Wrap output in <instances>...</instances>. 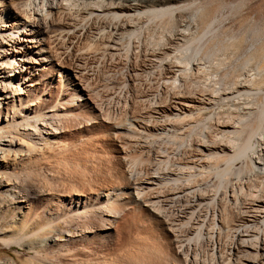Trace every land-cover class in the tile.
Wrapping results in <instances>:
<instances>
[{"label": "bare ground", "instance_id": "bare-ground-1", "mask_svg": "<svg viewBox=\"0 0 264 264\" xmlns=\"http://www.w3.org/2000/svg\"><path fill=\"white\" fill-rule=\"evenodd\" d=\"M121 3H115L113 0H0V61L5 62H0V116L1 112L19 109L18 118H26L29 122L23 129L26 136L32 138L39 135V139L45 142L50 139L55 142L59 140V135L70 130L99 127L103 129L102 136H97L111 141L115 157L123 162L122 165L131 157L130 146L140 142L143 135L151 138L148 141L152 145L165 137L171 138L168 136L170 132H179L173 140L178 141V137L183 140L180 141L179 148L188 153L189 158L193 153L198 155L208 153L209 166L214 168V176L217 179V183L213 184L214 189L210 188L212 191L208 193L193 186L194 175L189 159L184 163L180 160L181 162L176 165H173L174 163L170 165L172 160L169 159V163L166 159L164 164L165 160L162 159L164 163L160 165L166 166L164 172L177 174L175 178L168 181L159 176L160 172L158 178L147 173L144 177H136L137 180L131 182L133 185L137 184L141 192L139 189L133 192L129 180V182L126 180L128 182L126 191L107 189L106 192H99L96 199L100 201L103 198L104 206L93 213L82 212L84 219L88 218L87 225L91 224L92 227L89 231L88 226H80L81 233L96 230L103 236L100 238H107L112 236L111 230H114L115 235L122 238V232L129 229V225H125L124 228L121 224L122 215L128 208L126 202L124 204L122 201L129 199L130 202L136 203L142 199L141 203L148 207L153 217V224L161 227L166 247L162 250L163 245L160 243L162 240L158 238L161 249L160 245L155 247L153 243L151 245L149 243L139 250L136 258L130 254L128 257L112 255L116 262L264 264V186L252 185L255 180L262 181L264 178V143L260 145L263 136L257 138L256 144L252 142L259 135L264 121V103L259 112L248 114L249 117L240 129L230 133L228 129H232L233 125L230 122L224 123L221 111H209V99L204 94L195 97L198 91L203 93L207 82L215 76L211 74V70L220 69L219 65L211 64L219 56L220 51L216 46L211 50L208 48L213 40L222 38L224 22L214 18L201 36L194 38L196 33L194 28L197 27L194 22L196 15L203 13L202 7L196 9L194 17L184 20L181 14L192 10L196 7L195 4L189 7L159 9L151 7L141 10L133 7L138 6L137 4ZM217 23L221 26L215 29ZM57 27L59 30L56 31ZM157 30L160 36L154 41L155 35L152 33ZM149 36L152 38L149 39ZM149 40L148 44L152 46L146 48ZM178 40L181 41V45L176 48L178 55L173 56L175 60H170L169 57L166 62L159 61L162 73L154 84L157 96L148 101L145 108L135 110L138 107L135 105L134 110L130 109L128 106L134 99V92L138 89L147 90L141 86L137 87L132 79V76L138 75L141 62L147 57L159 59L160 51H170L172 44ZM235 41L232 39L231 42ZM60 42L61 46H67L70 52L84 47V50H88V53L85 52L86 55L89 52L98 55L103 49L105 53H111L110 59L115 60L118 65L129 66V73L117 84L118 93L110 97L114 103L111 110H104L94 100L96 97L93 98L90 93L91 85L87 83L88 74L87 70H84L86 67L80 65L85 59L84 56L77 55L78 57L73 58L74 54L71 53V57L70 52L63 54L59 49ZM259 42L254 40L251 43L249 53L257 50ZM247 77L250 84H254L253 74ZM51 78L53 82L60 83L61 88L73 90L76 97L69 104L66 103L67 105L58 100L52 109L40 114L39 100L27 101L24 97L37 91L40 88L38 86H42V91H45L44 84ZM43 94L46 95L47 92ZM163 94L166 98L162 102L159 96ZM115 111L119 114L118 118L112 115ZM193 111L199 113L200 119L192 117ZM206 112L209 114L207 118ZM60 114L63 118H60ZM31 116L36 120L35 126L28 121ZM48 117L58 121L51 122ZM256 118L260 124L257 130H252L253 119ZM14 129L16 131L13 133L17 138L7 135L12 130L10 132L0 130V162L4 163L5 169L13 166L14 161L26 153L25 151H31L27 148V143L20 139L17 129ZM228 132L229 137L221 134ZM186 135L187 137L192 135L187 144L184 143ZM7 159L10 163L4 162ZM131 159L128 163L132 162L131 166L135 168L142 164L153 165L150 159L146 162L141 157ZM200 162H205L204 158H201ZM221 163H225V168L221 169ZM207 175L203 171L204 178L201 182L210 179V176L206 178ZM243 175L250 178L249 182H244ZM182 180L187 184L182 185ZM163 181L171 183L168 198L166 195L163 196V193L155 194L151 189L153 185L161 184ZM11 183L7 176L0 175V189L8 187ZM1 194L0 208L18 203L14 191L8 190L5 198ZM181 199H185V208L181 205ZM176 200L180 202V207L185 209V213L182 212L181 216L166 221L162 216L165 210L162 211V204L169 201L176 203ZM23 209L27 210L24 212L26 218L30 207ZM258 214L262 228L255 225ZM106 262L108 261L105 260Z\"/></svg>", "mask_w": 264, "mask_h": 264}, {"label": "rangeland", "instance_id": "rangeland-1", "mask_svg": "<svg viewBox=\"0 0 264 264\" xmlns=\"http://www.w3.org/2000/svg\"><path fill=\"white\" fill-rule=\"evenodd\" d=\"M113 2L121 3L120 0H113ZM125 2L122 1L121 4H137L138 6L133 7L141 10L151 9V7L155 9L189 7L195 4L196 7L192 10L181 14L184 20L194 17L196 9L202 7L204 9L203 13L196 15L194 22V25L197 26L194 28V31H196L194 38H199L214 18L220 19V22L223 21L222 38L213 40L208 48L211 50L216 46L220 51L214 63H211L213 66L219 65L220 69L211 70V74L215 76L207 82L203 93L198 91L195 97H201L200 95L204 94L209 99V111H221L224 123L230 122L233 125L232 129H228L230 133L244 125V121L249 117L250 112L256 114L260 111L264 103V0H128V2ZM220 26L217 23L215 29ZM57 30H59L58 27ZM157 33L159 34L158 30L152 33L155 35L153 37L154 41H157L160 36ZM151 38L149 36V39ZM98 39L97 37L96 40ZM232 39L237 40L231 42ZM254 40H259L260 44L256 47L257 50L249 53V46ZM149 42L150 40L147 41L146 48L152 46L148 44ZM59 45L61 47L59 49L63 54H69L70 51H68L67 46H61V42ZM179 45H181L180 40L172 44L170 51H165L162 48L163 51H160L159 59L147 57L141 62L138 75L132 76V79L137 87L141 86V88L147 90L140 91L138 89L134 92V99L128 106L130 109L134 110L135 107L133 108V106L135 105L138 106L135 110L145 108L148 105L147 102L157 96L154 84L162 73L159 61L166 62L169 57H171L170 60H175L173 56H176V48ZM81 49L84 50V47H79L78 50L81 53L78 50L71 51L70 56L72 57V54H74L73 58H76L77 55L79 57L80 55L84 56L85 59L81 61L82 64L80 63V65H83V68L86 67L84 70H87L88 74L86 75L88 77L87 83L89 86L91 85L89 87L90 93L93 98L96 97L94 100L104 110H111L114 103L110 99L114 96V93L115 95L118 93L119 86L117 84L123 81L124 76H127L129 66L118 65L115 60L110 59L111 53H105L103 49L98 55L89 52L88 56L85 54L88 50H84V55ZM147 54L152 56L149 53ZM249 74H253L254 84H250V79L248 80L247 77ZM196 80H200V78H196ZM57 83L53 82V78H51L44 84L46 95L43 94L45 92L42 91L43 87L38 86L40 88L37 91L29 94L25 93L27 95L24 98L27 101L34 102L39 100L40 114H45L47 110L52 109L58 100L61 103L69 104L76 97V93L73 90L61 88L60 83ZM41 95L43 97H40ZM159 97L163 102L166 95L163 94ZM206 113L205 118L209 116L208 112ZM19 114V109L15 108V111L1 112L2 117L0 116V130L3 132L12 130L7 135L16 137L17 135L13 133L16 131L14 128H16L20 139L22 138L27 143V148L31 150L21 154L9 169H5L3 167L5 166L4 163L0 162L2 167L0 175L7 176L12 182L8 187L0 189L1 196L5 198L7 191L12 190L18 202L16 205L10 204L0 208V264H123L113 260L112 255L119 254L128 257L130 254L137 257L139 250L149 243V245L153 243V246L159 247L162 242L163 250L166 247L164 234L161 227H156L153 224V217H151L148 207L141 203L142 199L137 200L136 203L130 202L129 199L122 201L124 204L126 202L125 205L128 208L122 215L121 224L123 227L129 225L128 231L122 232L123 239L116 236L114 230H111L112 236L107 238H100L103 236L99 235L96 230L82 234L80 226H88L89 231L92 227L91 224L87 225L88 218L84 219V213L82 212L93 213L104 206L105 200L103 198L100 201L96 199L99 192H106L107 189H116L120 192L121 190L126 191L125 187L128 186L129 181L131 184V182L137 180L136 177H144V174L148 173L156 176V178L160 176L168 181L175 178L177 174L164 172L166 159L167 163L170 160L173 161H170V165L173 163V165H176L181 161L184 163L189 159L192 163L190 167L194 175L193 186H196V189L203 192L208 191L209 193L217 183L214 176L215 170L210 168L208 163V153L202 154L203 157L193 153L189 158L188 153L179 148L180 141L183 142V140L179 137V142L177 139L173 140L179 135V132H170L168 136L171 138L165 137L152 145L148 141L151 138L143 135L140 142L138 141L136 145L130 146L129 155L132 158L141 157L142 160L144 158L145 162L150 159L153 161V165L150 166L148 162L150 167L142 164L135 168L133 165L131 166L132 162L128 163L131 159L130 156L128 162L126 161L123 165L122 161H118L111 141L105 137H98L102 136L103 131L99 127L70 130L59 135V140L55 142H52L51 139L45 142L39 139V135H34L32 138L26 136L23 129L29 122L26 118H18ZM112 115L114 118L119 116L116 111ZM60 116V118H63L62 114ZM192 117L200 119V115L196 111L192 112ZM68 118L72 119V117ZM28 121L33 126L37 124L32 116ZM50 121L56 122L58 120L51 118ZM259 124L257 118L256 120L253 119L252 130H257ZM258 133L259 135L252 142L256 144L257 138L263 136V139L260 140V145H262L264 143V121ZM221 134H225L226 137L230 136L229 132ZM189 138L191 139L192 135H188V137L186 135L184 143L187 144ZM201 158H204L205 162H200ZM162 159L165 160V163ZM158 161L163 162L159 163ZM4 162L10 163L8 159ZM162 163L165 167L160 165ZM203 163L205 164L203 165ZM220 166H222L221 169L225 168V163H221ZM162 168L163 171H161ZM140 169L141 172H139ZM142 171L143 175L141 174ZM203 171L205 175L208 174L206 178L210 176V179L205 182H201L204 178L202 176ZM158 172H160L159 176ZM246 177L243 175L242 178L247 183L250 178ZM181 184L185 185L187 182L182 180ZM260 184L264 186V178L262 181L255 180L252 182L253 186ZM130 186L133 192L138 189L140 192L142 191L139 186L137 188V184H131ZM152 187L151 189L153 192L155 191V194L163 193V196L166 195L167 197V194L171 193L169 192L171 183L165 181ZM184 200L181 199L180 201L183 208H185ZM138 202H140V206H138ZM169 202H167L169 205L163 203L161 207L162 211L165 209L162 216L166 221L185 213V209L179 205L180 202L178 203L177 200L176 203ZM174 205L175 207H173ZM24 207H30L26 218L24 212L27 210L23 209ZM256 217L255 225L262 228L259 214ZM157 234L160 237H157ZM154 241L159 244L154 245ZM111 257L113 261L110 259ZM105 260L108 262L105 263ZM138 264H142V262L140 261Z\"/></svg>", "mask_w": 264, "mask_h": 264}]
</instances>
